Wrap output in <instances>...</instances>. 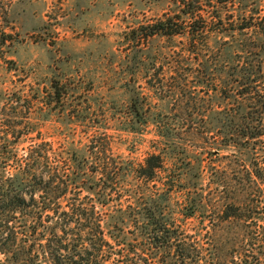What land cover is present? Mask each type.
I'll list each match as a JSON object with an SVG mask.
<instances>
[{"label": "trees", "instance_id": "16d2710c", "mask_svg": "<svg viewBox=\"0 0 264 264\" xmlns=\"http://www.w3.org/2000/svg\"><path fill=\"white\" fill-rule=\"evenodd\" d=\"M262 2L172 0L175 11L122 35L128 102L112 124L153 136L143 163L113 153L111 111L79 81L52 78L31 100L6 95L0 264H262V197L211 211L203 190L205 155L225 150L242 189L264 184ZM49 118L72 140L41 139L34 122ZM191 135L208 149L194 151Z\"/></svg>", "mask_w": 264, "mask_h": 264}, {"label": "rangeland", "instance_id": "374dc122", "mask_svg": "<svg viewBox=\"0 0 264 264\" xmlns=\"http://www.w3.org/2000/svg\"><path fill=\"white\" fill-rule=\"evenodd\" d=\"M261 5L264 9V0ZM175 10L172 0H0V114L6 95L21 93L31 100L37 89L48 88L52 78L74 79L82 83L93 101L103 103L105 111L110 109L107 133L112 136L113 153L136 164L143 163L153 152L150 143L153 136L123 133L112 124L128 102V96L120 88L119 80L124 77L116 72L122 56L119 43L129 28L153 22ZM96 123L103 121L98 118ZM34 124L41 129V139L54 148L65 138L72 140L56 118L35 120ZM81 137L77 135L76 143L79 140L87 143ZM189 139L194 151L210 146L198 136L191 135ZM205 157L203 190L211 211L222 209L232 199L244 201L251 193L256 195L255 199L262 197V204L256 206L258 214H254L261 237L258 239H262L264 184L260 189L239 186V177L233 174L238 166L232 150ZM250 198L251 195L247 203ZM178 200L182 201L181 197ZM232 229L242 235L250 230ZM260 252L264 254V249ZM261 260L264 264V255Z\"/></svg>", "mask_w": 264, "mask_h": 264}]
</instances>
